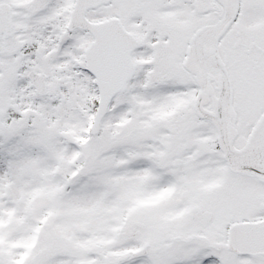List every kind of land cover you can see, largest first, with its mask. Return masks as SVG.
Wrapping results in <instances>:
<instances>
[{"label":"snow or ice","instance_id":"snow-or-ice-1","mask_svg":"<svg viewBox=\"0 0 264 264\" xmlns=\"http://www.w3.org/2000/svg\"><path fill=\"white\" fill-rule=\"evenodd\" d=\"M0 264H264V0H0Z\"/></svg>","mask_w":264,"mask_h":264}]
</instances>
